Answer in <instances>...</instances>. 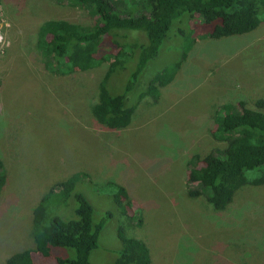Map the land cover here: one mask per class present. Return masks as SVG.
Instances as JSON below:
<instances>
[{
    "label": "rangeland",
    "instance_id": "1",
    "mask_svg": "<svg viewBox=\"0 0 264 264\" xmlns=\"http://www.w3.org/2000/svg\"><path fill=\"white\" fill-rule=\"evenodd\" d=\"M259 18L262 23L243 36L209 41L204 38L213 24H200L189 13L175 20L127 94L126 106H135L130 126L109 130L92 114L109 64L58 76L36 48L43 21L91 26L88 11L68 0H0V160L6 175L0 264L34 250L33 208L75 173L85 176L65 203L50 210L63 221L76 219L73 195L80 194L93 209V223L104 221L90 264L114 263L122 249L119 232L144 242L151 264H264V185L241 187L218 211L194 194L198 183L188 180L193 155L203 158L226 146L216 133L219 106L242 103L264 113L263 5ZM119 35L125 49L147 42L139 31ZM184 52L188 58L181 61ZM180 61L157 100L138 99L156 74ZM135 63L111 75V94L124 93ZM118 186L127 194L120 206ZM51 254L33 257L40 264L76 258L69 248L53 247Z\"/></svg>",
    "mask_w": 264,
    "mask_h": 264
},
{
    "label": "trees",
    "instance_id": "2",
    "mask_svg": "<svg viewBox=\"0 0 264 264\" xmlns=\"http://www.w3.org/2000/svg\"><path fill=\"white\" fill-rule=\"evenodd\" d=\"M85 8L93 19L91 26L66 20H45L36 29V48L43 62L58 76L86 73L108 63V70L99 84V99L92 108L96 121L109 130L130 126L135 106H126V97L147 63L154 59L167 38L173 22L186 13L199 18L200 24H213L206 40L243 36L255 30L262 21L259 8L264 0H68ZM139 31L147 42L134 43L125 49L116 37L120 32ZM132 43V42H130ZM190 49V48H189ZM183 53L181 61L186 59ZM136 61L135 70L123 94L113 95L108 80L125 62ZM165 68L150 81L139 100L159 97V86L170 84L180 66ZM219 137L225 142L223 150L203 158L193 155L188 180L198 183L194 194L203 195L215 210H224L237 190L245 185H264V113L245 108L242 103L222 104L216 110ZM84 173H75L51 186L32 210L34 250L11 255L5 264H40L51 257L53 247L73 249L75 259L54 258L56 264H90L104 221L93 223V209L80 195L74 194L76 219L63 221L51 213V206L65 203ZM6 175L0 160V194ZM112 184V183H110ZM123 187H117L114 197L120 206L126 198ZM122 249L113 264H151L150 251L141 240L127 238L119 232Z\"/></svg>",
    "mask_w": 264,
    "mask_h": 264
},
{
    "label": "crops",
    "instance_id": "3",
    "mask_svg": "<svg viewBox=\"0 0 264 264\" xmlns=\"http://www.w3.org/2000/svg\"><path fill=\"white\" fill-rule=\"evenodd\" d=\"M205 41H209V40H206V39H205ZM256 49H257V51H259V52H260V50H261L260 48H256ZM189 51H190V50H189ZM187 58H188V56L186 57V59H187ZM186 59H184V61H185Z\"/></svg>",
    "mask_w": 264,
    "mask_h": 264
}]
</instances>
